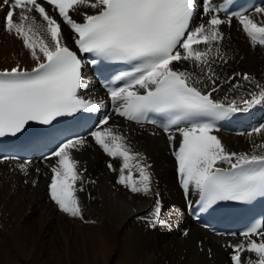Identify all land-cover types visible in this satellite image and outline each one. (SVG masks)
<instances>
[{
	"label": "snow or ice",
	"instance_id": "obj_1",
	"mask_svg": "<svg viewBox=\"0 0 264 264\" xmlns=\"http://www.w3.org/2000/svg\"><path fill=\"white\" fill-rule=\"evenodd\" d=\"M200 3L203 15L210 18L206 24L191 28L195 0H0L6 9L0 25L9 34L22 38L36 61L30 71L19 65L0 71V138L19 139L31 122L50 126L48 130L52 131L61 118L91 119L85 114L98 113L106 105L81 94L87 88L85 67L91 66L102 76L106 71H118L107 86L113 111L137 124L161 128L175 158L179 184L188 195L193 188L198 192L201 212L215 211L214 206L221 202L250 206L264 198V144L256 145L251 153L238 154L227 151L212 134L216 130L214 121L264 107V85L257 84L259 91L249 93L250 98L224 103L212 97L215 87L205 92L197 87L203 81L176 68L177 64L190 62L201 72L206 70L215 85L210 57L213 53L224 56L218 46L224 38L221 26H231L236 19L253 42L264 45V23L253 18L264 17V7H256L254 13L245 10L221 18V12L229 11L226 6H216L214 0ZM48 6L54 14L46 10ZM85 9L94 11L88 14ZM70 12L79 14L82 22H77ZM58 20L70 26L79 53L90 59L79 56L63 42ZM42 32L50 39L46 40ZM201 44L202 50L194 47ZM117 64L131 70H119ZM242 79L253 78L243 74ZM110 119L105 114L96 120L86 136L51 137L53 146L44 157L46 161L55 159L49 165L50 200L69 217L83 219L77 193L84 191L86 169L81 170L74 152L89 147L90 141L108 157L122 161L118 169L112 162L107 163L109 170L118 172L117 184L134 194L153 192L151 165L143 154L132 151L126 138L109 125ZM254 132H264V125ZM8 159L0 155V160ZM29 163H20L19 170L27 173ZM223 164L228 168L220 167ZM155 195L149 221L152 229L163 224L162 202L159 193ZM228 235L241 238L239 243L224 245L231 250V264H264V223ZM257 236L259 241L253 238ZM243 253L254 254L255 258H245Z\"/></svg>",
	"mask_w": 264,
	"mask_h": 264
},
{
	"label": "bare ground",
	"instance_id": "obj_2",
	"mask_svg": "<svg viewBox=\"0 0 264 264\" xmlns=\"http://www.w3.org/2000/svg\"><path fill=\"white\" fill-rule=\"evenodd\" d=\"M218 1L221 0H214V3ZM259 7H264V4ZM5 10L0 5V14ZM248 13H254V9ZM197 17H201V22L205 24L210 18L202 11ZM253 18L258 23H264L262 16L255 15ZM221 29L224 38L218 46L224 56L220 58L213 53L210 57L216 77L215 85L208 79L206 70L201 72L190 62L176 66L192 73L194 80L203 81L197 85L203 91L208 92L215 87L217 90L212 92V97L218 101L223 102L225 97L227 102L233 99L239 101L241 97L236 98L235 94L250 98L249 93L259 91L257 84L264 85V45L253 42L235 19L231 26L222 25ZM0 38L4 42L11 40L15 43L13 49L6 44L4 50L0 51V61H4L0 69L16 67H10V61L16 64L15 61L23 59H27L26 68L36 64L30 51L24 47L22 38L3 29ZM196 47L202 50L204 45ZM37 52L39 54L38 49ZM19 66L22 68L25 64ZM243 74L253 79L244 81ZM253 80L255 83H252ZM234 84L240 86L233 87ZM253 111H259V119L253 129L239 134L223 130L212 133L221 140L227 151L251 153L256 145L264 144V132H254L264 121V107H255ZM109 125L126 138L133 152L146 157L151 165L153 192L134 194L117 184L118 172L104 165L106 156L90 142L89 147L74 152L80 162L79 167L86 169V172L84 191L77 193L83 219L72 218L62 213L48 197L49 180L43 174H34L33 170L21 172L15 162L0 163V248L6 254L3 264L44 262V246L48 245L45 235L48 231L53 234V240L49 239L53 253L57 252V260L64 256L66 264H231L229 249L224 247L228 240L193 225L184 212L175 162L163 132L151 126L136 130L130 124L115 119ZM52 162L55 163V159ZM110 162L117 169L122 165L120 159L112 158ZM50 164L47 163V169H50ZM133 174L138 177L135 169ZM195 191L193 188L191 193ZM155 193H159L163 201V224L152 229L149 221L157 199ZM144 212H148V215L145 216ZM48 226L50 228L44 230ZM185 229L187 232H183ZM87 244L91 245L90 249H87ZM60 247L64 251H59ZM75 247L77 251L82 249L84 255L79 260H74L70 254ZM243 256L255 258L254 254L243 253Z\"/></svg>",
	"mask_w": 264,
	"mask_h": 264
},
{
	"label": "rangeland",
	"instance_id": "obj_3",
	"mask_svg": "<svg viewBox=\"0 0 264 264\" xmlns=\"http://www.w3.org/2000/svg\"><path fill=\"white\" fill-rule=\"evenodd\" d=\"M202 20H201V17H197L196 18V25H199V24H201L202 22H201ZM2 29H3V27H2V25H0V33H1V31H2ZM6 44H8L9 46H11V48L13 49V46L15 45V43H14V41H11V40H7V41H3L1 38H0V51H3L4 50V48H5V46H6ZM24 61H20V60H17V61H15L16 62V64H13L14 63V61H10L11 62V65H10V67L11 66H13V65H22L23 63L25 64V67H26V65H27V59H23ZM19 62H21V64H18ZM3 63H4V61H0V68H2V66H3ZM30 64H33V62L32 63H30ZM233 81V80H232ZM231 81V82H232ZM252 83H255V80H253L252 81ZM227 84H229V83H227ZM255 85V84H254ZM205 92H207V91H205ZM235 95H237V96H235L236 98H239V97H243V96H246V95H238V94H235ZM233 97V96H232ZM232 97H230V98H232ZM231 100V99H230ZM222 101H223V99H222ZM224 103H227V101H223ZM260 126L261 125H264V121H262L261 122V124H259ZM50 163H53L52 161L50 162ZM171 189V188H170ZM48 197H49V195H48ZM48 228H50L49 226L48 227H46L44 230H46V229H48ZM55 231V230H54ZM50 234V235H49ZM53 235V234H52ZM52 235H51V233L48 231L47 232V234L45 235V237H46V242H47V240H48V242H47V244L48 245H45L44 246V252H43V256H44V262H39L40 264H66V259L64 258V256L62 257V259H60V260H57V252L56 253H53V248H51L50 247V243H49V241H51V240H53L52 238ZM49 239H51V240H49ZM56 244H59V242H56ZM91 246V245H90ZM90 246H89V244H87V249H90ZM60 250L59 251H64L61 247L59 248ZM77 249V247H75V249H73L72 251H71V253L70 254H72V257H74L73 259L74 260H79L80 258H82L84 255H83V252H81V250L82 249H80V250H76ZM75 250V251H74ZM58 251V253H60ZM52 252V255L50 254ZM74 252V253H73ZM79 252V253H78ZM82 254H81V253ZM56 254V255H55ZM78 254V255H77ZM60 255V254H59ZM76 255V256H75ZM83 255V256H82ZM51 256H53V257H51ZM82 256V257H81ZM4 257H6V254L2 251V248H0V264H3L4 262H5V259H4ZM4 259V260H3ZM2 262V263H1ZM36 263L37 264H39L38 263V261H36ZM21 264H25L24 262L22 263L21 262Z\"/></svg>",
	"mask_w": 264,
	"mask_h": 264
}]
</instances>
